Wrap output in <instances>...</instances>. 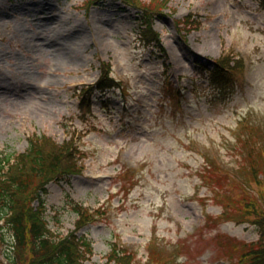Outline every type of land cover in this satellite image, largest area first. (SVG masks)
I'll list each match as a JSON object with an SVG mask.
<instances>
[{
  "label": "rangeland",
  "instance_id": "374dc122",
  "mask_svg": "<svg viewBox=\"0 0 264 264\" xmlns=\"http://www.w3.org/2000/svg\"><path fill=\"white\" fill-rule=\"evenodd\" d=\"M86 1L0 0V147L78 142L79 171L42 196L56 233L74 229L78 203L95 217L77 231L92 241L84 264L114 243L130 264H242L264 213V0H138L164 4L162 46L139 40L136 7ZM220 55L242 60L227 61L223 96L204 69ZM105 61L121 89L88 107L77 89Z\"/></svg>",
  "mask_w": 264,
  "mask_h": 264
},
{
  "label": "trees",
  "instance_id": "16d2710c",
  "mask_svg": "<svg viewBox=\"0 0 264 264\" xmlns=\"http://www.w3.org/2000/svg\"><path fill=\"white\" fill-rule=\"evenodd\" d=\"M124 1L143 12L141 39L146 43H158L159 33L153 30L152 22L161 14L164 4L151 2L155 0L148 3ZM181 21L190 23L188 19ZM215 67L211 76L213 80L218 73L228 72L222 59L216 61ZM109 68V64L104 67L102 77L94 86L79 93L80 103L89 101L94 90L102 92L118 84L110 77ZM74 155H77L76 148L70 142L60 145L44 136L30 137L29 145L22 153L13 154L0 149V248L6 246L0 251V264H83L81 247L89 245L88 241L74 233L56 238L45 222V201L40 195L49 180L62 179L76 171ZM35 199L37 206L32 204ZM257 219L264 240V217ZM260 248L251 264H264V244ZM113 258L115 264H123L121 258Z\"/></svg>",
  "mask_w": 264,
  "mask_h": 264
},
{
  "label": "bare ground",
  "instance_id": "6f19581e",
  "mask_svg": "<svg viewBox=\"0 0 264 264\" xmlns=\"http://www.w3.org/2000/svg\"><path fill=\"white\" fill-rule=\"evenodd\" d=\"M47 41L52 42V41H50V40H48V39H47ZM53 42H54V41H53Z\"/></svg>",
  "mask_w": 264,
  "mask_h": 264
}]
</instances>
